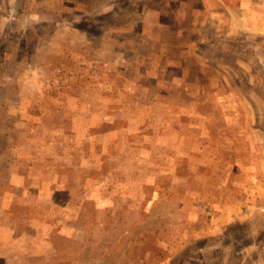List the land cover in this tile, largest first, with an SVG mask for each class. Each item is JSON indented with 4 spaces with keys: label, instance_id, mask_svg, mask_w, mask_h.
Masks as SVG:
<instances>
[{
    "label": "rangeland",
    "instance_id": "rangeland-1",
    "mask_svg": "<svg viewBox=\"0 0 264 264\" xmlns=\"http://www.w3.org/2000/svg\"><path fill=\"white\" fill-rule=\"evenodd\" d=\"M264 0H0V264H264Z\"/></svg>",
    "mask_w": 264,
    "mask_h": 264
},
{
    "label": "crops",
    "instance_id": "crops-1",
    "mask_svg": "<svg viewBox=\"0 0 264 264\" xmlns=\"http://www.w3.org/2000/svg\"><path fill=\"white\" fill-rule=\"evenodd\" d=\"M262 194H264V193H262Z\"/></svg>",
    "mask_w": 264,
    "mask_h": 264
}]
</instances>
